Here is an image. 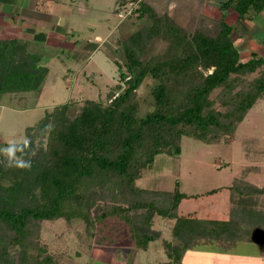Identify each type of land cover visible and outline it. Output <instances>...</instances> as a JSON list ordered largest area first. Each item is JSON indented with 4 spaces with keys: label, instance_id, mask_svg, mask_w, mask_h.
I'll use <instances>...</instances> for the list:
<instances>
[{
    "label": "trees",
    "instance_id": "16d2710c",
    "mask_svg": "<svg viewBox=\"0 0 264 264\" xmlns=\"http://www.w3.org/2000/svg\"><path fill=\"white\" fill-rule=\"evenodd\" d=\"M134 1L131 14L147 22L121 43L120 85L109 102L87 99L71 114L75 102L67 101L27 127L28 139L8 146L29 168L15 160L8 166L0 151V264H61L41 241L43 222L60 219L83 222L90 238L97 226L116 219L132 247L148 250L160 240L169 259L161 264H181L185 252L199 245L228 252L242 242L264 244V187L248 180L262 170L264 148L252 151L244 141L246 156L258 164L243 168L223 209L210 217L197 210L178 214L186 198L180 181L173 191L138 184L157 155L181 152L185 136L207 144L234 139L264 100V47L244 57L248 48L227 20L229 9L238 20H253L264 12V0H224L219 18L200 12L187 24L157 13L147 0ZM48 72L27 42L0 38V99L39 93ZM144 84L153 109L141 114L135 97ZM155 215L174 219L170 240L152 225Z\"/></svg>",
    "mask_w": 264,
    "mask_h": 264
},
{
    "label": "rangeland",
    "instance_id": "374dc122",
    "mask_svg": "<svg viewBox=\"0 0 264 264\" xmlns=\"http://www.w3.org/2000/svg\"><path fill=\"white\" fill-rule=\"evenodd\" d=\"M147 1L150 5L155 1V6H151L159 14L167 10L168 2L180 3V0ZM194 1L205 6V13H218L211 5L219 4V0ZM118 3L119 0H0V36L27 42L30 50L49 65L39 93H9L1 97L2 153L8 152L10 143L25 142L27 127L36 125L57 105L74 101L71 114H75L85 100L107 104L111 93L117 92L120 85L117 63L124 61L121 43L127 35L143 29L147 22L137 20L131 13L126 14L137 7V1L123 6ZM120 11L125 13L123 18L118 15ZM238 30L242 32V29ZM252 35H256V29L251 31ZM257 47L262 52L263 43L257 46L253 40L252 49ZM252 49H246L244 57H249ZM135 101L141 114L153 109L147 84L139 87ZM244 141L252 151L257 147L264 148V100H259L247 114L234 139L207 144L185 136L181 152L175 154L173 149L170 153L157 155L152 166L143 171L138 184L173 191L176 182L180 181L186 198L180 203L178 214L197 210L199 216H213L217 209L222 210L225 206L228 188L234 178L242 175L246 165L258 164L259 159L252 161L246 156ZM259 164L262 170L250 174L248 180L264 187V157ZM119 223L116 219L108 220L97 226L96 236L90 238L81 221H44L41 241L50 253L60 257L61 264H161L169 260L160 240L152 241L148 250L132 247L125 226H119ZM114 224H118L117 229ZM173 224L174 219L158 215L152 220V225L161 229L169 240ZM112 234L116 235L113 243L110 240L114 237ZM96 240L98 243H94ZM89 243L96 247L89 249ZM219 253L216 246L199 245L185 252L181 264H225ZM16 264L22 263L17 260ZM231 264H264V245L240 243L235 251L232 250Z\"/></svg>",
    "mask_w": 264,
    "mask_h": 264
},
{
    "label": "crops",
    "instance_id": "0c3cea01",
    "mask_svg": "<svg viewBox=\"0 0 264 264\" xmlns=\"http://www.w3.org/2000/svg\"><path fill=\"white\" fill-rule=\"evenodd\" d=\"M206 1H204V2H206ZM209 1H211V0H208V2ZM221 1H224V0H219L218 1L219 4H217V2L212 3L211 6L216 7L218 10V13L213 14V15L205 13L203 11V8L205 6H203V5L201 6L202 3L200 1L198 3H195L194 0H187V1L180 0V3L177 5L173 1L168 2L167 3V10L164 13H168L169 15H171L175 20H177L181 24H187L186 22L190 21L189 19L192 20V19H194V17H198L200 12L209 18L217 19L222 14V11L220 10V2ZM150 3L152 6H155V1L150 2ZM263 13H261L260 15L255 17L253 20L243 21V20H238V15L234 10H232V9L227 10V20L232 25H233V23H236L235 28L237 30L242 29V32L238 30L240 33V36H241L239 39L243 42L244 47H247L248 49L249 48L252 49L253 40L256 42L257 46L260 45V43H263V47H264V36L262 35V34H264V17L262 16ZM258 19H260V21H259L261 23V24L259 23L260 25L257 24ZM254 29H256V35L250 36L251 31ZM18 30L19 29H16L17 33L20 34V32ZM245 32H247V34H249V35L246 36ZM2 37L3 36H0V38H2ZM252 50L260 52V50H258V47L255 49H252ZM217 210L215 211L214 214H216ZM242 243H250V242H242ZM262 245H264V244H262ZM218 249L220 250L219 256L224 258L225 264H231V262H232V251L226 252V251H222L220 248H218ZM235 249H233V250L235 251Z\"/></svg>",
    "mask_w": 264,
    "mask_h": 264
},
{
    "label": "clouds",
    "instance_id": "9594fccd",
    "mask_svg": "<svg viewBox=\"0 0 264 264\" xmlns=\"http://www.w3.org/2000/svg\"><path fill=\"white\" fill-rule=\"evenodd\" d=\"M6 156L8 157V161H9L8 166H12L13 165L12 161L15 160V166L19 168H29L30 167V163H26L24 160L16 158L11 149L8 150V152L6 153Z\"/></svg>",
    "mask_w": 264,
    "mask_h": 264
},
{
    "label": "built area",
    "instance_id": "2783aa9c",
    "mask_svg": "<svg viewBox=\"0 0 264 264\" xmlns=\"http://www.w3.org/2000/svg\"><path fill=\"white\" fill-rule=\"evenodd\" d=\"M132 10L133 9L129 10L126 14L132 13ZM118 15H119V17H122L123 18L125 16V13L123 11H120Z\"/></svg>",
    "mask_w": 264,
    "mask_h": 264
}]
</instances>
